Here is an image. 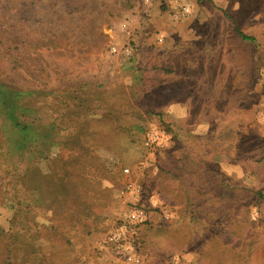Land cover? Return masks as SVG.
<instances>
[{"label": "rangeland", "instance_id": "374dc122", "mask_svg": "<svg viewBox=\"0 0 264 264\" xmlns=\"http://www.w3.org/2000/svg\"><path fill=\"white\" fill-rule=\"evenodd\" d=\"M174 1L0 0V264H264V0Z\"/></svg>", "mask_w": 264, "mask_h": 264}, {"label": "built area", "instance_id": "2783aa9c", "mask_svg": "<svg viewBox=\"0 0 264 264\" xmlns=\"http://www.w3.org/2000/svg\"><path fill=\"white\" fill-rule=\"evenodd\" d=\"M176 4V17L186 16L191 13L192 6L189 0H175ZM158 40L160 42L163 41V36L161 35ZM116 50V49H115ZM124 53L126 55L131 54V49L128 47L124 48ZM142 145L144 148L149 150H156L158 148H162L168 145V137L166 133L161 129H147L143 134ZM125 174H130V169H124ZM126 189L128 192L134 195H140L142 192L141 186L137 183L129 182L127 183ZM127 221L124 225L112 229V231L106 236V242L114 245L126 254V259L128 261H136L135 253L136 249L134 248L133 242L131 240V235L129 234V225L133 226L143 225L148 221V212L141 205H135L129 211L127 216Z\"/></svg>", "mask_w": 264, "mask_h": 264}, {"label": "trees", "instance_id": "16d2710c", "mask_svg": "<svg viewBox=\"0 0 264 264\" xmlns=\"http://www.w3.org/2000/svg\"><path fill=\"white\" fill-rule=\"evenodd\" d=\"M244 39H248V40H252L253 38L252 37H248V36H245V35H243L242 33L240 34ZM5 90H6V88H4ZM3 101L5 102V103H7L8 101H6L5 99H3Z\"/></svg>", "mask_w": 264, "mask_h": 264}, {"label": "crops", "instance_id": "0c3cea01", "mask_svg": "<svg viewBox=\"0 0 264 264\" xmlns=\"http://www.w3.org/2000/svg\"><path fill=\"white\" fill-rule=\"evenodd\" d=\"M137 65H138V64H137ZM146 67H147V65H146ZM144 77H147V71L145 72Z\"/></svg>", "mask_w": 264, "mask_h": 264}]
</instances>
